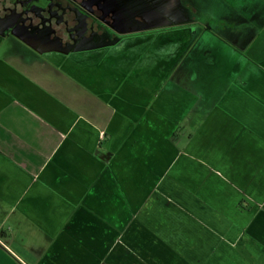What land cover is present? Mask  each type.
<instances>
[{
	"label": "crops",
	"instance_id": "obj_1",
	"mask_svg": "<svg viewBox=\"0 0 264 264\" xmlns=\"http://www.w3.org/2000/svg\"><path fill=\"white\" fill-rule=\"evenodd\" d=\"M216 1L41 52L0 27V264H264V0Z\"/></svg>",
	"mask_w": 264,
	"mask_h": 264
},
{
	"label": "rangeland",
	"instance_id": "obj_2",
	"mask_svg": "<svg viewBox=\"0 0 264 264\" xmlns=\"http://www.w3.org/2000/svg\"><path fill=\"white\" fill-rule=\"evenodd\" d=\"M69 4H75V10L82 9L87 12H92L94 9L102 10V13L110 15L104 24L116 33L119 30H127L129 28H140L142 26L153 27H170L175 24L186 22L187 14H190L188 5L192 4L195 7L203 6L207 10L216 11V0H66ZM232 2V0H229ZM239 2V0H237ZM251 0H248L250 2ZM223 3V0H218ZM61 0H0V27L11 28L16 30L11 32L10 39L17 40L18 45L23 41L30 49L41 52L51 47L59 46L60 41L53 38L51 34L55 31L49 23L52 19H60L59 8ZM19 8L21 12H19ZM24 11L38 13L44 11L38 18H42V31L38 25L33 23L29 17H25ZM81 11V10H80ZM101 14V13H100ZM210 14V13H209ZM44 15V16H43ZM42 16V17H41ZM77 17V14H75ZM191 16V14H190ZM206 18V17H205ZM104 20V19H103ZM103 20H101L103 22ZM205 21V20H204ZM23 22V24H21ZM29 25L26 27L24 25ZM29 23V24H27ZM50 23V24H51ZM81 24L67 25L62 27L64 32L69 35V41L64 45L80 43L85 40L87 31H81ZM73 28V29H71ZM1 31L2 35L6 33ZM36 31V32H35ZM58 31V30H57ZM51 32V33H50ZM61 32V31H58ZM57 36V35H56Z\"/></svg>",
	"mask_w": 264,
	"mask_h": 264
},
{
	"label": "flooded vegetation",
	"instance_id": "obj_3",
	"mask_svg": "<svg viewBox=\"0 0 264 264\" xmlns=\"http://www.w3.org/2000/svg\"><path fill=\"white\" fill-rule=\"evenodd\" d=\"M75 4H69L66 0H61L60 8H59V15L61 16V22H56L55 24L64 27L67 25H74L77 24V20L74 18L75 14H81L83 11L82 9L75 10ZM81 10V11H80ZM59 35H62V32L56 31Z\"/></svg>",
	"mask_w": 264,
	"mask_h": 264
}]
</instances>
